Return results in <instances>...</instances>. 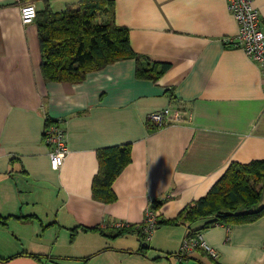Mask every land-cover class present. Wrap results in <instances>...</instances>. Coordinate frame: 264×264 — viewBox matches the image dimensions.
Returning <instances> with one entry per match:
<instances>
[{
  "label": "crops",
  "instance_id": "crops-1",
  "mask_svg": "<svg viewBox=\"0 0 264 264\" xmlns=\"http://www.w3.org/2000/svg\"><path fill=\"white\" fill-rule=\"evenodd\" d=\"M78 1L0 0V216L9 215L0 222V264H264V213L203 228L216 257L201 247L179 252L189 229L181 222H159L147 239L110 236L117 221L141 223L152 199L158 219L173 218L231 161L264 158L262 73L233 43L227 1L112 0L132 50L168 63L164 72L137 77L130 57L77 81L45 80L36 22L22 23L19 7ZM253 4L264 28V0ZM166 106L180 116L150 129L147 113ZM46 117L65 131L57 169L42 137ZM121 143H130V161L112 181L115 199H94L96 149Z\"/></svg>",
  "mask_w": 264,
  "mask_h": 264
},
{
  "label": "trees",
  "instance_id": "trees-1",
  "mask_svg": "<svg viewBox=\"0 0 264 264\" xmlns=\"http://www.w3.org/2000/svg\"><path fill=\"white\" fill-rule=\"evenodd\" d=\"M40 50V72L45 80L77 81L90 70H96L119 59H135V76L155 80L168 67L132 50L128 29L114 19L112 0H79L74 7L53 10L49 5L36 9ZM32 20V21H33ZM53 119L45 118V123ZM160 127L154 126L151 127ZM98 167L92 176L91 196L111 202L115 199L112 181L130 161V143L103 146L96 149ZM160 203L150 201V209ZM264 213V158L247 162L231 161L208 191L187 203L173 218H161L160 223L188 224L185 237H193L213 224L230 225L247 222ZM9 215L0 216V222ZM157 217V216H156ZM205 218L199 227L190 223ZM140 224L113 226L115 236L136 231ZM94 229H96L94 227ZM146 247L140 241L138 249Z\"/></svg>",
  "mask_w": 264,
  "mask_h": 264
},
{
  "label": "built area",
  "instance_id": "built-area-1",
  "mask_svg": "<svg viewBox=\"0 0 264 264\" xmlns=\"http://www.w3.org/2000/svg\"><path fill=\"white\" fill-rule=\"evenodd\" d=\"M227 8L237 23V33L233 37V43L240 47L243 53L256 62L258 69L262 73V90L264 93V28L259 19L257 8L253 0H226ZM36 7L33 3H24L19 7L20 19L22 23L31 22L35 16ZM180 116L178 110H170L168 106L150 111L147 113V122L157 126L170 123L172 118ZM43 140L49 146V164L53 169H57L68 153L65 131L58 121H50L44 124L42 131ZM157 217L154 211L146 208L144 219L140 225V230L145 239L149 238L151 230L156 225ZM129 223L117 221L114 226L128 225ZM194 247H201L211 256H216V250L208 245L200 236L199 232L193 237H183L179 252Z\"/></svg>",
  "mask_w": 264,
  "mask_h": 264
},
{
  "label": "rangeland",
  "instance_id": "rangeland-1",
  "mask_svg": "<svg viewBox=\"0 0 264 264\" xmlns=\"http://www.w3.org/2000/svg\"><path fill=\"white\" fill-rule=\"evenodd\" d=\"M209 254V253H208ZM210 255V254H209ZM216 255H217V253H216ZM211 256V255H210ZM213 257V256H212ZM214 257H216V256H214Z\"/></svg>",
  "mask_w": 264,
  "mask_h": 264
}]
</instances>
